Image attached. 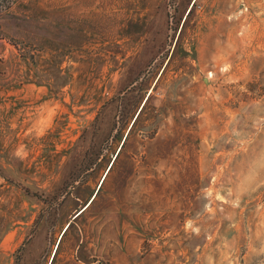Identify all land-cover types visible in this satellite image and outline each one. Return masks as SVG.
Wrapping results in <instances>:
<instances>
[{
    "label": "rangeland",
    "instance_id": "374dc122",
    "mask_svg": "<svg viewBox=\"0 0 264 264\" xmlns=\"http://www.w3.org/2000/svg\"><path fill=\"white\" fill-rule=\"evenodd\" d=\"M0 264H264V0H0Z\"/></svg>",
    "mask_w": 264,
    "mask_h": 264
}]
</instances>
